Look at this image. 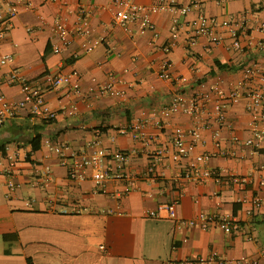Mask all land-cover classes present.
Returning <instances> with one entry per match:
<instances>
[{"label": "crops", "instance_id": "crops-1", "mask_svg": "<svg viewBox=\"0 0 264 264\" xmlns=\"http://www.w3.org/2000/svg\"><path fill=\"white\" fill-rule=\"evenodd\" d=\"M134 2L166 7L154 17V30L141 31L138 23L127 30L115 26L112 0H28L0 40V59L12 58L2 73L16 69L42 86L46 75L76 72L81 90V96L67 100L44 89L48 105L58 112L54 121L22 112L0 128V264H177L196 256L264 264V139L260 149L244 145L251 137L245 100L228 107L218 123L212 94L216 84L228 91L247 65L264 70V0ZM193 2L199 7L186 15L177 11ZM80 11L86 12L90 33L73 36L61 53H54L60 44L55 20L62 17L74 30ZM200 15L243 18L247 36L242 51L230 52L225 45L209 48L204 37L191 46L189 24ZM170 42L175 46L166 53ZM88 45H94L89 53ZM164 62L179 82L158 78ZM109 84L124 96L103 93ZM2 91L9 100L23 99L19 87L4 86ZM177 94L183 107L166 118L163 111ZM200 94L211 102L204 114L192 116V100ZM69 104L77 108L72 116ZM141 124L144 140L121 134ZM176 128H196L200 134L194 152L179 163L170 158ZM217 131L219 147L213 136ZM36 138L38 147L33 148ZM96 142L129 153L126 173L137 181L127 197H121L122 182L109 183L102 191L91 180L69 181L50 148L67 144L75 151H90ZM158 149L167 154L158 156ZM201 155L210 159L197 163ZM192 165L212 170L220 181L187 180ZM233 176L249 177L245 191L231 183ZM252 196H259L263 207L248 215L250 206L239 201ZM168 205L175 206L183 221L199 213L233 216L241 230L229 235L216 225L189 228L167 212L149 217Z\"/></svg>", "mask_w": 264, "mask_h": 264}, {"label": "built area", "instance_id": "built-area-1", "mask_svg": "<svg viewBox=\"0 0 264 264\" xmlns=\"http://www.w3.org/2000/svg\"><path fill=\"white\" fill-rule=\"evenodd\" d=\"M28 0H0V40L5 39L11 28L12 20L17 17L20 9L26 6ZM114 6L113 23L115 26L127 30L130 24L138 23L141 31L154 30V17L166 7L163 5L140 6L134 0H112ZM199 7L197 2H193L177 11L186 15L193 9ZM190 39L189 44L195 45L198 38L204 37L207 40L209 48L225 45L230 52H241L243 39L247 36L245 20L238 18H225L219 20L216 17H206L200 15L189 24ZM54 32L56 33L60 44L54 46L53 52L61 53L64 47H67L73 36L83 37L90 33L87 24V15L85 11H80L78 15V24L74 30H70L62 17H58L54 22ZM173 38L177 36V28L173 27ZM228 39V43H225ZM175 46L170 42L164 47L166 53L170 52ZM94 45L86 46V52L93 51ZM10 56H4L0 59V128L17 118L20 113L26 112L29 116L44 122L54 121L58 112L51 109L48 105L44 89L54 92H60L63 99L69 100L71 96H81L80 84L77 81V73L70 74H49L44 77V83L40 84L25 79L18 70L12 69L7 73H2V69L11 63ZM170 64L164 62L158 78L164 81L179 82L170 74ZM4 86L19 87L23 94L20 101L9 100L2 89ZM46 87V88H43ZM103 93L111 96H124V92L118 90L113 84L107 85ZM214 95V112L218 123L224 119L226 109L231 105L237 104L241 100L246 102V110L251 118L250 130L251 137L244 143L245 146L261 148V140L264 139V70L256 64L245 66L240 71L239 80L230 85V89L225 91L221 86L215 85L212 88ZM211 100L208 96L200 94L199 97L192 100L190 114L198 116L204 114L207 105ZM184 101L180 95H176L170 105L164 109L163 115L167 118L183 107ZM69 114L72 116L77 110L75 104H69ZM145 124L137 125L131 131L123 130L121 134L130 135L134 140L142 141L145 139ZM206 128V127H204ZM215 146L219 147V132L213 134ZM189 139V140H188ZM200 139L199 129H192L185 132L181 128H176L173 132V141L170 158L173 162L179 163L190 157L194 152L197 142ZM51 150L58 157L61 166L67 170V179L75 183H83L91 180L96 189L104 191L107 184L112 182H122L124 190L121 197H127L135 188L137 177L126 173V166L129 160V153L122 150H108L100 146L98 142L89 147L90 151H75L67 144L50 146ZM156 154L163 157L167 154L165 150L158 149ZM210 159L209 155H201L196 158L197 163H204ZM49 173V171H48ZM185 178L195 183H204L207 180L219 182V177L212 170L207 168H197L192 165L185 173ZM249 177L233 176L230 181L237 186L239 190H246L249 184ZM264 183V181H263ZM9 189L14 185L10 183ZM239 202L248 204L250 209L247 214L259 211L263 207V201L259 196L251 198L243 197ZM161 212H167L171 220L177 223H183L189 228L207 230L211 225H216L223 232L234 235L240 232V222L233 216H219L215 214L199 213L196 218L191 220H180L177 217L175 206H160L156 211L150 212L149 217H159ZM250 240V238H248ZM264 255V251L262 252ZM215 262L216 264H230L225 260H216L215 256L204 259L201 256L192 257L177 264H207ZM256 264L242 258L237 264Z\"/></svg>", "mask_w": 264, "mask_h": 264}, {"label": "trees", "instance_id": "trees-1", "mask_svg": "<svg viewBox=\"0 0 264 264\" xmlns=\"http://www.w3.org/2000/svg\"><path fill=\"white\" fill-rule=\"evenodd\" d=\"M38 143H39V138L37 139H35L34 141H33V148H37L38 146Z\"/></svg>", "mask_w": 264, "mask_h": 264}]
</instances>
